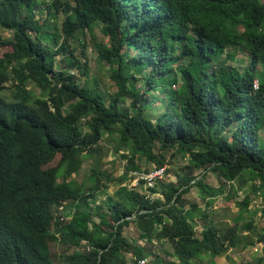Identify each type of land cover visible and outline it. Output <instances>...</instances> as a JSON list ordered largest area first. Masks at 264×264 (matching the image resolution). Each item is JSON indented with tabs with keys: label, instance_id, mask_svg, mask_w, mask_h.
I'll return each instance as SVG.
<instances>
[{
	"label": "trees",
	"instance_id": "obj_1",
	"mask_svg": "<svg viewBox=\"0 0 264 264\" xmlns=\"http://www.w3.org/2000/svg\"><path fill=\"white\" fill-rule=\"evenodd\" d=\"M162 3L0 0V27L12 30L10 37L0 35V45L11 48L0 57V180L14 175L0 186V219L21 212L11 218L19 233L0 264H126L125 252L136 263L151 252L135 238L150 246L168 242L176 260L154 255L161 264L244 250L253 237L264 248V233L251 220L240 226L206 221V207L191 195L206 201L246 170L260 181L253 192L264 182V0H202L217 14L211 28L203 26L202 9L193 11L197 23L189 22L203 42L176 29ZM88 46L97 71L106 68L111 90L89 74ZM230 48L248 61L227 63L234 59ZM7 86L11 97L3 93ZM104 133L115 141L112 152L128 149L119 154L125 164L116 181L130 170H151L136 162L142 156L161 167L165 158L156 155L169 149L188 154V163L174 181L159 180L145 193L117 186L91 205L112 180L101 170ZM86 158L90 173L78 182L71 177ZM209 173L219 188L205 182ZM23 185L33 193L29 203L21 200ZM63 201L73 205L67 220L58 210ZM249 203L246 195L238 205ZM195 215L205 219L199 232ZM130 225L135 238L124 233ZM56 241L59 254L50 247Z\"/></svg>",
	"mask_w": 264,
	"mask_h": 264
},
{
	"label": "rangeland",
	"instance_id": "obj_2",
	"mask_svg": "<svg viewBox=\"0 0 264 264\" xmlns=\"http://www.w3.org/2000/svg\"><path fill=\"white\" fill-rule=\"evenodd\" d=\"M42 15H45V11H42ZM0 35L2 37H10L11 32L0 29ZM97 37L102 38V35L97 32ZM86 39L89 40L88 35ZM10 49V46L0 45V57L2 56L4 51ZM232 50H234L236 53L235 61H231L232 59L228 58L227 63L238 66L241 64L239 59H243L244 57H246V55L245 53H240L242 51H240L239 49ZM85 54L88 58L89 74L98 75L102 80V84H106V86L109 87V90H111L110 82L105 70L106 68L103 67L101 70L97 71L99 65L93 48L91 46L86 47ZM73 72L76 77H80L78 71L74 70ZM28 87L34 89L32 83H30ZM3 93L7 97H11V90L8 88V86L3 91ZM260 133L263 138L264 129H262ZM114 143L115 141L104 133L100 145L102 151L106 153H104L105 155L102 158L101 170H105L108 174H110L112 180L106 182L107 188L105 190H101L93 195L91 205H97L99 201L105 199L106 195H111L117 186H123L127 189L135 187L141 193H145L147 191L146 189L142 188V184L138 183L134 186V180L132 176L129 175V173L127 174L125 179L116 181V178L124 173L125 159H122L119 154L127 152L128 149L120 150L119 153L116 154L112 152ZM161 157L165 158V162L161 166L165 168L164 174L161 179L165 182L174 181L175 175L180 173V168L188 163V154H182L175 148L169 149L166 152H161L160 154L158 153L156 155V160ZM58 158L59 156H57L51 164H55L58 161ZM166 160H169L170 162L167 163ZM136 162L139 164L141 169H144L148 166L153 168L155 165L153 162L149 163L144 156H142L139 160L136 159ZM91 164L92 160L86 158L82 162V165L79 168L78 172L74 173L71 178L77 180L78 182L86 179L89 176ZM199 171V169L195 170L194 174H198ZM248 176L249 173L246 170L242 173V175L235 178L232 183H225V186L219 188L218 178L214 174L209 173L205 178V182L214 188L220 189L217 192L216 196L207 198L206 201H202V199H200L201 195L198 194V192H190L195 200L200 203L201 209H204V207H206V212L208 215L206 221L212 220V222L218 225L229 224L232 226L233 224H236L237 226H240L243 223L251 220L256 226V229L264 233V182L260 184V188L256 190L257 192L255 193L253 192L252 184H255L257 186L259 185L260 181L258 179L252 181ZM101 181L104 182L105 178H102ZM241 181L242 183H240ZM246 195L250 197V203L247 208H241L238 203H240ZM63 207L64 219H68L72 211V209L70 208L71 205L65 204ZM204 220L205 219H202L199 216L195 215L193 219L194 229L199 232L201 230V225L205 222ZM124 233L126 236L135 238L138 232L133 225H130L126 228ZM254 239L255 237L252 238V240L254 241V245L244 250H228L227 254L216 257L211 256L210 254H206L204 256L202 255L203 257L194 260L193 264H215L217 258L221 260V264H230L231 261H234L235 264H264L263 242H259ZM135 240L138 244L143 245L147 248V250H150L151 253L146 256L148 259V264H161V262H158L156 260L154 261V255L164 260H176L175 258H172L168 255V252L170 250V244L168 242L159 244L154 241L152 242L153 246H150L147 244V242L144 243V240H139L136 238ZM50 247L51 251L57 254L61 253L63 250V247L57 241L50 243ZM123 255L126 260V264H136L134 262V256L132 255V253L125 252Z\"/></svg>",
	"mask_w": 264,
	"mask_h": 264
},
{
	"label": "clouds",
	"instance_id": "obj_3",
	"mask_svg": "<svg viewBox=\"0 0 264 264\" xmlns=\"http://www.w3.org/2000/svg\"><path fill=\"white\" fill-rule=\"evenodd\" d=\"M178 1H183L184 5H182ZM160 7L162 8L163 15L167 18V20L171 24H173L175 26L176 29H179L181 31H185L190 36H193L198 42H203L204 40L200 36H197V35L195 36V34H193L194 33L193 29H194L195 25L189 22V21H193V22L195 21V24L197 23V16L193 13V11L195 9L198 11H200V9H202L203 26L215 28L217 25V23H214V22L212 23V15L216 14L215 10L210 9L208 7H205L204 4L202 3V0H165V3H162L160 5ZM171 13L178 15V16L182 15L183 19L180 20V18H177L176 16H174ZM205 19L209 20L210 22L206 21ZM193 25H194V27H193ZM0 29L11 32V35H12V30H6V29H3L2 27H0ZM230 50H232V48H230ZM232 51H234V50H232ZM240 51H242V50H240ZM235 55H236V53H234V59H232L231 61H235ZM245 55H246V57H244L243 59L245 61L246 60L248 61V55L247 54H245ZM243 59H239V60H243ZM253 88L254 89L257 88L256 81L253 84ZM13 180H14V175L5 176V177L1 178L0 186L1 187L7 186L11 182H13ZM20 197L24 203L25 202L29 203L33 199V193H32V191H30L29 188L26 187V185L25 186L23 185L21 190H20ZM41 204L42 205L45 204V198H44V200H42ZM65 204H66V202L63 201V203L58 206V210L62 214L64 211L63 205H65ZM70 208L72 209V211H71V213H72L73 212V205H71ZM71 213H70V215H71ZM20 214H21V212L15 214V215H12L8 218L0 219V261L5 259L6 255H7V251H8V246H9L11 240L13 239V237L16 233H19L18 223H12L11 218H17L18 219ZM69 218H70V216H69ZM63 219H64V214H63L62 220ZM64 220H67V219H64ZM146 256L147 255L143 256L142 258H144V257L147 258ZM147 264H148V259H147Z\"/></svg>",
	"mask_w": 264,
	"mask_h": 264
},
{
	"label": "built area",
	"instance_id": "obj_4",
	"mask_svg": "<svg viewBox=\"0 0 264 264\" xmlns=\"http://www.w3.org/2000/svg\"><path fill=\"white\" fill-rule=\"evenodd\" d=\"M165 168L164 167H153L149 171H130L129 175L132 176L134 180V186L137 185L139 182L142 183L144 189H148L154 187L157 181L162 179L164 174ZM150 197H155V194H149ZM136 264H147V258L139 259Z\"/></svg>",
	"mask_w": 264,
	"mask_h": 264
},
{
	"label": "crops",
	"instance_id": "obj_5",
	"mask_svg": "<svg viewBox=\"0 0 264 264\" xmlns=\"http://www.w3.org/2000/svg\"><path fill=\"white\" fill-rule=\"evenodd\" d=\"M204 255H206V254H204ZM203 255V256H204ZM203 256H201V257H203ZM214 257H216V256H214ZM217 261V262H216ZM215 261V264H221V260L219 259V258H217V260ZM212 262V261H211ZM213 263V262H212Z\"/></svg>",
	"mask_w": 264,
	"mask_h": 264
},
{
	"label": "bare ground",
	"instance_id": "obj_6",
	"mask_svg": "<svg viewBox=\"0 0 264 264\" xmlns=\"http://www.w3.org/2000/svg\"><path fill=\"white\" fill-rule=\"evenodd\" d=\"M173 153V152H172ZM242 228V227H241Z\"/></svg>",
	"mask_w": 264,
	"mask_h": 264
}]
</instances>
